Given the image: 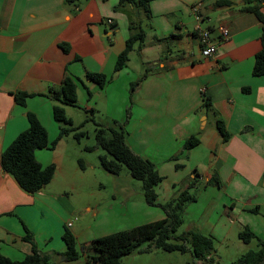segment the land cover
Here are the masks:
<instances>
[{"label":"crops","instance_id":"0c3cea01","mask_svg":"<svg viewBox=\"0 0 264 264\" xmlns=\"http://www.w3.org/2000/svg\"><path fill=\"white\" fill-rule=\"evenodd\" d=\"M138 1L0 0L1 256L22 260L32 252L25 228L38 249L51 254L65 252L66 229L76 240L82 235L74 224L67 228L77 209L65 195L48 185L28 194L2 165L5 149L29 128V113L46 128L50 142L57 138L53 107L58 102L48 94L66 77L77 82L76 108L106 117L95 125L123 124L131 150L154 164L163 179L157 203L192 187L196 201L183 213V224L190 222L187 231L196 229L222 244L232 231L249 228L264 243V76L252 73L264 24L242 11L245 0L221 7L215 6L219 0H149L150 16ZM256 4L264 15V0ZM131 26L141 28L145 39L115 74ZM221 27L230 32L226 40ZM199 30H209L218 43L215 58L202 57ZM87 73L112 79L100 87ZM18 92L33 95L25 106L17 104ZM65 112L73 122L72 107L65 106ZM218 120L230 134L226 141ZM193 136L200 144L186 150ZM56 148L37 150V160L57 166ZM93 212L98 217L97 208ZM253 242L258 248V239L245 243L239 237L235 246L247 252ZM217 251L215 242L216 262Z\"/></svg>","mask_w":264,"mask_h":264},{"label":"trees","instance_id":"16d2710c","mask_svg":"<svg viewBox=\"0 0 264 264\" xmlns=\"http://www.w3.org/2000/svg\"><path fill=\"white\" fill-rule=\"evenodd\" d=\"M76 0H69L74 2ZM133 3L134 0H121V3ZM228 0H219L216 7L229 6ZM138 5L150 16L149 0H139ZM243 12L254 13L264 24V15L255 0H245ZM130 36L126 41L124 51L118 56L114 73H118L127 65L130 53L135 44L143 43L145 33L141 28L130 27ZM263 46L256 55L253 66L254 76H264V34L262 36ZM65 52H69L67 44H61ZM144 73L139 80L131 85L134 91L141 80L146 77ZM88 80L100 87H104L112 77L104 73H87ZM28 93L18 92L15 99L18 105L25 106L26 100L32 97ZM48 97L58 102L53 107L54 119L65 126L55 140L49 141L48 132L37 116L28 114L29 128L20 133L16 139L5 149L2 154L3 169L10 174L19 186L28 194H35L47 186L54 178L57 167L55 164L43 166L36 158V151L42 149L54 150L59 141L68 135L73 129L72 121L66 116L65 106L77 107V82L75 79L66 77L58 88L49 91ZM205 107L210 109L209 100H205ZM216 128L223 140L226 141L230 134L222 121L218 120ZM81 134H75L78 138ZM127 132L124 125L112 121L108 126L96 122V142L108 154L100 157L101 167L108 173L119 176L123 167H126L131 176L143 182L144 197L150 205L157 204V187L163 179L159 176L154 164L149 160L134 153L126 142ZM200 144L197 137H190L185 142V149L190 150ZM110 157V158H109ZM190 189L184 190L177 197L170 199L161 207L166 217L156 222L136 226L129 230L115 232L107 236L95 239L89 244L78 245L75 236L65 230L63 240L66 245L64 253L41 252L33 240L32 233L25 228L24 239L32 245V252L22 260H12L0 255V264H53V261L60 259L67 262L77 261L85 256V264H121V259L141 248L147 243L153 244L157 250L165 252H190L196 259L205 260L207 264H218L211 255L215 252V240L206 236L196 229L189 230L181 236L175 237V233L184 223V210L187 204L196 201L195 193ZM175 237L176 243L171 242ZM239 237L245 243L258 239V248L251 249L234 261L233 264H264V243L249 230L245 228ZM147 251V250H146Z\"/></svg>","mask_w":264,"mask_h":264},{"label":"rangeland","instance_id":"374dc122","mask_svg":"<svg viewBox=\"0 0 264 264\" xmlns=\"http://www.w3.org/2000/svg\"><path fill=\"white\" fill-rule=\"evenodd\" d=\"M71 107V128L74 130L65 135L57 145L54 155L58 158L56 167L59 169L48 184V189L65 195L76 207L72 220L78 218L73 224L82 231L77 239L78 245L89 244L98 237L134 228L129 223L147 224L151 220L158 221L166 217L161 207L164 204H148L144 197L143 182L133 178L126 167H123L119 176L112 175L101 167L100 157L108 154L97 145L94 120L106 121V117L100 113L93 114ZM59 125L60 128L69 127L63 123ZM77 133L81 134L78 138L75 137ZM87 208L91 211H86ZM96 208L100 212L98 217L93 216ZM189 223L187 220L181 225L174 236L187 232ZM238 234V231H232L228 240L222 244L215 241L218 264H233L246 253L235 246V243H239ZM175 237L171 242L176 243ZM253 244L250 248L256 249L255 242ZM153 246L151 243L143 245L124 256L121 264H207L194 258L190 252H165ZM83 259L81 257L71 262L54 260L53 264H84Z\"/></svg>","mask_w":264,"mask_h":264},{"label":"built area","instance_id":"2783aa9c","mask_svg":"<svg viewBox=\"0 0 264 264\" xmlns=\"http://www.w3.org/2000/svg\"><path fill=\"white\" fill-rule=\"evenodd\" d=\"M196 10V9H195ZM112 20H108L109 24H112ZM221 38L226 40L229 38L230 32L226 27L220 28ZM199 46H200V53L204 58H215L217 55V46L218 43L213 40L211 37V33L209 30H199L197 34ZM78 218L71 220L67 223V228H72L73 222L77 221Z\"/></svg>","mask_w":264,"mask_h":264}]
</instances>
